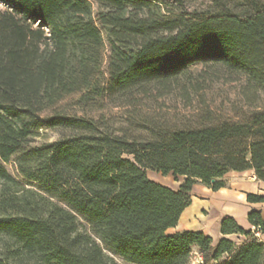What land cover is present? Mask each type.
<instances>
[{"label":"trees","instance_id":"trees-1","mask_svg":"<svg viewBox=\"0 0 264 264\" xmlns=\"http://www.w3.org/2000/svg\"><path fill=\"white\" fill-rule=\"evenodd\" d=\"M0 3V264H264L259 210L247 215L259 236L221 219V233L242 243L167 233L194 184L217 190L227 172L245 170L264 182V104L221 118L185 105L150 114L136 99L152 85L169 92L194 63L240 73L248 93L264 95V4ZM119 99L130 106L121 125L88 115ZM40 130L61 135L33 144ZM146 170L180 183L172 189ZM246 198L264 203V194Z\"/></svg>","mask_w":264,"mask_h":264},{"label":"rangeland","instance_id":"rangeland-1","mask_svg":"<svg viewBox=\"0 0 264 264\" xmlns=\"http://www.w3.org/2000/svg\"><path fill=\"white\" fill-rule=\"evenodd\" d=\"M264 4V0H259ZM246 0H182L188 10L220 9L227 6L236 11L244 9ZM0 3V7H1ZM93 11H97V4L93 2ZM107 57V53L106 56ZM105 62L103 69H105ZM248 80L237 72H229L223 67L203 63H194L189 66L187 72L170 86V91L159 93L157 87L151 86L150 92L145 96H137V103L143 112L150 114H162L165 109L187 106L192 108H211L215 111L214 117L235 116V111L244 110L249 105H263L264 95L248 93ZM124 99L115 102L105 100L102 108L88 111L89 116H104L121 125L129 109ZM160 108L163 111L159 110ZM167 112V111H165ZM219 112V113H218ZM81 113V112H80ZM61 135L58 130H40L32 137V143L52 141ZM6 169L17 178L14 163H6ZM147 176L172 189H177L180 180H175L170 174L162 175L159 172L146 170ZM205 213V212H204ZM206 214V213H205Z\"/></svg>","mask_w":264,"mask_h":264},{"label":"crops","instance_id":"crops-1","mask_svg":"<svg viewBox=\"0 0 264 264\" xmlns=\"http://www.w3.org/2000/svg\"><path fill=\"white\" fill-rule=\"evenodd\" d=\"M224 181L225 185L217 190L200 182L194 184L190 204L182 211L177 224L167 229V233L199 230L210 236L213 243L221 238L244 242L246 238L242 235H223L220 221L228 215L243 229L251 230L248 212L259 210L264 215V203L248 202L246 197L248 193L264 194V182L256 179L252 170L229 171L225 174ZM260 239L264 242V233L260 235Z\"/></svg>","mask_w":264,"mask_h":264},{"label":"built area","instance_id":"built-area-1","mask_svg":"<svg viewBox=\"0 0 264 264\" xmlns=\"http://www.w3.org/2000/svg\"><path fill=\"white\" fill-rule=\"evenodd\" d=\"M252 230H253V231H255V235H256V236H259V231H258V229H257V228H255V227H252Z\"/></svg>","mask_w":264,"mask_h":264}]
</instances>
